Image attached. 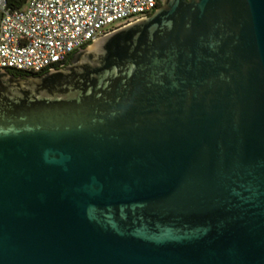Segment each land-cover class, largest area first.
I'll return each instance as SVG.
<instances>
[{"label": "water", "instance_id": "obj_1", "mask_svg": "<svg viewBox=\"0 0 264 264\" xmlns=\"http://www.w3.org/2000/svg\"><path fill=\"white\" fill-rule=\"evenodd\" d=\"M156 1L0 70V264H264V0Z\"/></svg>", "mask_w": 264, "mask_h": 264}, {"label": "built area", "instance_id": "obj_2", "mask_svg": "<svg viewBox=\"0 0 264 264\" xmlns=\"http://www.w3.org/2000/svg\"><path fill=\"white\" fill-rule=\"evenodd\" d=\"M156 0H0V70L41 73L99 36L150 15Z\"/></svg>", "mask_w": 264, "mask_h": 264}, {"label": "trees", "instance_id": "obj_3", "mask_svg": "<svg viewBox=\"0 0 264 264\" xmlns=\"http://www.w3.org/2000/svg\"><path fill=\"white\" fill-rule=\"evenodd\" d=\"M7 2V5L11 8H18L20 7L24 0H6ZM10 71H13V72H17V73H20V74H26V75H38V74H41V73H36V74H31V73H24V72H20V71H14V70H10Z\"/></svg>", "mask_w": 264, "mask_h": 264}, {"label": "flooded vegetation", "instance_id": "obj_4", "mask_svg": "<svg viewBox=\"0 0 264 264\" xmlns=\"http://www.w3.org/2000/svg\"><path fill=\"white\" fill-rule=\"evenodd\" d=\"M158 5H159V3H158V1H157V7H158Z\"/></svg>", "mask_w": 264, "mask_h": 264}]
</instances>
